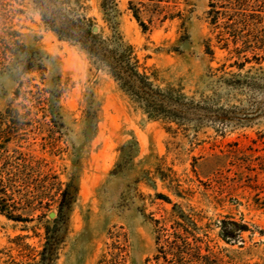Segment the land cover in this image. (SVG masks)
<instances>
[{"label": "rangeland", "instance_id": "1", "mask_svg": "<svg viewBox=\"0 0 264 264\" xmlns=\"http://www.w3.org/2000/svg\"><path fill=\"white\" fill-rule=\"evenodd\" d=\"M250 2L0 0V264H264Z\"/></svg>", "mask_w": 264, "mask_h": 264}, {"label": "trees", "instance_id": "2", "mask_svg": "<svg viewBox=\"0 0 264 264\" xmlns=\"http://www.w3.org/2000/svg\"><path fill=\"white\" fill-rule=\"evenodd\" d=\"M222 2L223 3H232V5H234V8L236 10H242L244 12L248 11L249 9L251 10V6H252L250 0H222ZM208 14L211 15V18H213V22H215L216 18L218 16V11L216 10V5H215L214 1H211L210 5H209ZM247 16H249V15L246 14L244 17L245 20H244L243 24L245 26H247V23H248L246 20ZM134 17L137 19V21L140 23L141 26L144 25V23L142 21H140L138 15L134 14ZM5 191H6V188L1 183V180H0V195L5 194ZM0 212L5 214L8 218H11L14 220H23L21 215H13L12 212L6 211L5 207L1 204V202H0Z\"/></svg>", "mask_w": 264, "mask_h": 264}, {"label": "water", "instance_id": "3", "mask_svg": "<svg viewBox=\"0 0 264 264\" xmlns=\"http://www.w3.org/2000/svg\"><path fill=\"white\" fill-rule=\"evenodd\" d=\"M53 215H54V213H53V212H51V213H50V216H53Z\"/></svg>", "mask_w": 264, "mask_h": 264}]
</instances>
